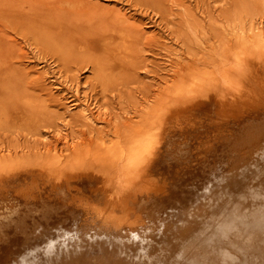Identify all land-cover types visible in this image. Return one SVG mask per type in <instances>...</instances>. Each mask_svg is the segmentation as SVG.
Returning a JSON list of instances; mask_svg holds the SVG:
<instances>
[{"label": "rangeland", "instance_id": "1", "mask_svg": "<svg viewBox=\"0 0 264 264\" xmlns=\"http://www.w3.org/2000/svg\"><path fill=\"white\" fill-rule=\"evenodd\" d=\"M21 1L20 6L24 4L22 11L32 13L29 12L28 4L25 5V0H5L4 8L11 10L8 12H18L16 7ZM246 1L162 0L161 4H156L153 0H77L75 12L81 14L78 17V27L73 25L76 30L62 43L51 34V30L39 25L8 27L6 17L0 14V36H3L6 44L9 43L14 48L10 55L0 57V156L13 158L9 161V166L6 164L7 168L0 170V257L11 247L27 242L28 246L32 243L31 245L37 247L33 252L36 254L40 251V258L46 261L45 264H49L48 260L52 259V263L56 260L55 251H60L63 255L71 252L77 261L82 257L74 264H100L96 259L104 255L103 250L98 248L99 244L103 245L100 243L103 241L88 242V239H94V236L87 232V226L101 231V225L104 224L103 232L107 228L119 229L127 234L126 237L135 233L132 235L133 239L141 233L139 241L144 236L146 239L157 234L158 238L149 242L138 241L134 247L136 254L132 257L135 262L139 257L147 259L154 250L156 259L166 252L162 249L167 250L177 236L179 238L180 234L189 230L192 214L193 218L197 216L195 220H203L205 211L210 210L209 196L217 197L220 194L217 191L219 186H225L226 183L235 184L231 185L230 189L236 187L235 190L239 193L241 189L246 188V181L252 182L250 178H253V181H256L257 177L264 178V146L260 144L264 138V59L254 56L253 61L257 59V63H254L239 51L242 48L239 45V37L241 40L247 37L244 31L246 33L253 28L254 32L264 34V0H248L249 4ZM5 3L9 6L8 9ZM85 6H88L89 10ZM20 17L22 16L19 12L18 19ZM106 43L112 45L109 44L110 52L107 49L106 53L119 64L108 73L99 72L100 77L97 76L99 73L93 65L91 66L90 60L105 57L103 50L108 47ZM225 45L232 48L227 62L230 63L228 73L222 71L220 66L216 71L215 61L211 63L213 60L206 57L212 53L210 47L216 50L218 46ZM260 50L264 51L263 48ZM205 58L209 64L206 62L201 65L200 62ZM214 59L218 58L215 56ZM231 61L235 67H232ZM188 62L196 63L200 70L204 68L211 78L216 75L212 78L214 80L211 79L215 84L213 82L212 85L210 80L206 86L203 83L199 85L200 79L195 78L197 82L194 80L191 85L197 84L196 89L186 85L188 87L184 93L169 100V110L161 112L163 119L164 116L166 118L164 122L167 125L168 137L160 147L155 145V149L160 152L157 151L153 158L147 157L149 165L139 163L128 173H122L120 168L124 160L119 163V154L116 159L110 157L111 161L102 165L92 162L89 173L86 170L71 173L72 178L69 180L68 171L73 165L64 164L68 160L69 152H66L63 147L65 145L60 142L61 137H68V144L73 145L80 137H94L96 130L105 129L104 126H84L83 130V123H77L80 107L75 108L74 102L82 105V109L91 110L90 113L98 109L113 118L117 116L118 122L125 118L136 119L135 115L139 114L145 104L143 97H150L156 90L164 89L171 83V65L181 63L184 67ZM238 62H241V65ZM101 66H108V63ZM239 67L240 73L235 72L238 73L235 75L234 71ZM228 74L229 77L225 79L224 76L227 77ZM75 99H78L77 102ZM20 118L24 119V122ZM48 149L51 150L49 157L45 156ZM93 166L96 168L94 172L98 173L93 172ZM251 171L254 172L249 173ZM246 172L248 177L243 175ZM62 174L67 176L66 182L61 179ZM81 174L86 178L82 180ZM88 174L93 181L87 180ZM219 176L222 178H218ZM242 176L246 177L242 179ZM78 179L83 183L86 179L90 183L91 187H86L91 189L90 194L87 193L88 189L78 187L79 190L73 188L78 192L72 195L69 189L65 188L67 184L73 183L72 180L76 182ZM124 179H128L129 185L131 181L135 188L129 189L132 185L124 187L127 182ZM79 180L77 182H81ZM117 180V183L113 182ZM196 183L200 189L196 188ZM135 184L139 188L136 189ZM248 185L247 187L250 186ZM119 187H123V190ZM167 187L168 193L173 192L169 197L173 198V201L177 199L175 205L179 211L177 207L171 210L175 215H170V210L167 212L163 209V205H167L168 196L161 205L158 203L153 206L150 203L154 193L158 197L156 200L164 197L161 190L164 188L167 191ZM193 187L198 192L193 190ZM175 188L179 190L178 193ZM227 188L223 190L224 193L229 190V187ZM211 189H214V192ZM137 191L138 195L146 199L144 202L147 209H144L142 204L136 208L130 200L122 205L120 197H127ZM188 195L191 201L187 198ZM19 201L26 202L23 205L28 204L29 207L40 204V207L35 209L33 205L30 213H35L40 208L47 210L35 213L41 218H31L30 215L25 217V210L20 211L17 208ZM187 202L188 206L183 207ZM192 205L195 206L193 211L190 210ZM186 208L189 217L183 215ZM11 211L13 213H10ZM176 212H182V216ZM42 214L51 216L42 217ZM164 218L168 223L163 222ZM135 222H138L137 227L133 224ZM155 225H161L164 229L160 232ZM123 244L125 243L122 242L121 245ZM52 251L54 252L51 254ZM117 257L114 256L116 259L121 258ZM157 263L161 264L159 261Z\"/></svg>", "mask_w": 264, "mask_h": 264}, {"label": "bare ground", "instance_id": "2", "mask_svg": "<svg viewBox=\"0 0 264 264\" xmlns=\"http://www.w3.org/2000/svg\"><path fill=\"white\" fill-rule=\"evenodd\" d=\"M25 1L27 2L25 5L28 4L27 6L29 7V12L32 11V13H27V12L22 11L21 7L24 8V6H23L24 4L20 6V3H22V1L19 2L18 4L16 3L17 7L16 6L15 7L18 9L17 10L18 12H16V10H12V12H8V11H11V10L8 9L9 6L5 3L7 5L6 9H8V10H5V8H4L5 0H0V14L4 15L6 17V19H7V23L8 24L6 26L11 27V28H14V27L18 28V27H21L23 25H31V24L32 25H36V26L39 25V26H41L43 28H46L47 30H51V34H53V36H55V38L57 40H59L60 43H62V41H67V39L70 37V33L74 32L76 30V29H74L73 25L75 27H78V24H77L78 21H79L78 17L81 14L79 15V14H77L75 12V7L77 5V0H43V1H41V0H25ZM153 2L156 3V4H157V2L158 3L160 2V4H161L162 0H160V1L153 0ZM247 2H248V0L246 1V3ZM247 4H249V3H247ZM85 5H87V4H85ZM244 5H245V3H244ZM163 6H164V4H163ZM260 6H263V5L260 4ZM156 7H158V6L156 5ZM85 8H87V10H89L88 6H85ZM19 12H20L22 17H20L18 19ZM242 31H241V33H242ZM241 33L240 32L238 33L239 36H240ZM243 33H244V35L247 36L246 38L243 37V35H242L243 38L241 40V37L238 36L239 39H240V42H239L240 44L239 45L242 47V48L240 47L241 49L239 50L241 52V55H244V57H246V58H250V60L252 59V61H253V57L254 56H255V58L263 57V59H264V54H263L264 51L260 50L261 48L264 49V34L254 32L253 28H250L248 30V32H246L247 34L245 33V31ZM125 35H126V33H125ZM222 37H224V35H222ZM60 43H58V45H60ZM109 44H107V46H108V47L106 46L107 48L105 47L106 50H103L104 53H105V54L103 53L105 55V57H100V60L92 59L94 62L90 60V63H92L91 66L93 65L92 67L94 69H96V72H98V73L101 72V74L108 73L109 71H111V69L116 68V65L118 66V64H119L114 59H111L109 57L108 52L106 53L107 49L110 52L109 46L111 44L110 45ZM220 44L222 45V43H220ZM120 45H122V44H120ZM223 46H224V43H223ZM223 46H221V47L218 46V48L216 50L215 49L213 50L210 47L212 53H209L208 54L209 56H206V55L205 56L210 58L209 60H213L211 63H213L215 61V64L217 66V70L216 71H218V67L220 66V67H222V71H226V73H228V71L230 69V68L228 69V65L230 63L228 64L227 62L229 60L228 57L231 54L232 48L228 47L226 45H225L226 48L223 47ZM80 47H81V45H80ZM216 47L217 46L215 45V48ZM235 47H237V46H235ZM127 48H129L128 45H127ZM102 49H104V48H102ZM127 50H129V49H127ZM11 52H14L13 45H9V43L6 44V42H4L3 36H2L0 38V57L5 56V55H10ZM238 55H239V53H238ZM88 56H89V54H88ZM215 56L218 58L217 60L214 59ZM207 60L208 59H206V58L203 59L202 62H200L201 65H202V63H204L203 65H205ZM256 60H255V62L257 63ZM106 62L108 63V66H101V64L105 65ZM189 62L186 63L184 67L181 65V63L178 64L179 62L177 63V65H171V67H173V75H172L171 83L168 84L164 89L156 90L152 94V96H150V97H148V95H146V96L144 95L145 97H143V98H145V101H144L145 104L142 105L141 110L139 111V114L135 115L136 119H132V118H128L127 119V118H125V119H122V122L121 121L118 122L117 116H114V118H113L108 113L101 112L98 109H96L93 113H90L91 110L88 111L86 108L82 109L81 108L82 105H79L78 103H77L78 104L77 105L74 102L73 105H74L75 108H79L80 107L79 112H78V118H77L79 121L77 120V123L78 122L83 123V128H82L83 130L85 128L84 126H90V127L93 126V127H96V128L97 127L100 128V127L104 126L105 129H102L101 131L100 130L99 131H97V130L95 131L93 129L95 131V136L94 137L91 136V135H90V137H88L87 135H84L82 138L80 137L79 140L77 139L75 141V139H74L75 142H74L73 145L72 144H68V137H61V139H60L61 141L60 142H62L63 145L66 146V147L63 146L64 149L66 150V152H69L68 157H67L68 160L65 161L64 164L65 165H73L72 166L73 168L71 167V169H70V171H68V173L69 172H70L69 174L75 173V172L77 173V171L85 172V170H86L87 173H89L91 171L90 169L92 168L91 167L92 166L91 165L92 162L99 163V164L102 165V164H105L107 162H110L111 161L110 157L112 159L113 158L116 159L119 156V154H120L119 163L120 162L122 163V161L124 160V163L122 164V166L120 168L122 170V173H128L129 170L132 169V167H134V165L139 164V163L141 165L144 164V163H145V165L146 164L149 165V162H148L149 160L147 161V157L148 156H152L151 158H153L155 153L158 151V150L155 149V145L157 147H160V145L163 144L165 142V140L167 139V137H168V135L166 133V131H167L166 126L167 125L164 122V119L166 121V118L164 116V119H163V116L161 115V112H164L166 109L169 110V108H167L168 106H170V105H168L169 100L171 98H173V97H177L179 94L181 95L182 92L184 93L185 89L188 86H189V88L193 87V89H196V85L197 84L191 85V83H193L194 80L196 81L197 78L200 79V82H198L199 85L203 83L206 86L207 82H209L212 78H214V76H216V75H213L212 78H211L210 74H207L208 72L206 73L204 71V68H202V70H200V69L197 68L199 66L196 63L194 64V62L193 63L192 62L189 63ZM231 65H232V61H231ZM239 65H241V62L239 63ZM119 66H121V65H119ZM235 66L232 65V67H235ZM243 67H244V64H243ZM236 68H238V66ZM240 68L241 67H239V69L234 71L235 75L238 74V73H235V72H239L240 73ZM232 70L233 69H231V71ZM93 72H95V71L93 70ZM96 72H95V74H97ZM125 72H126V69H125ZM209 72H210V70H209ZM241 72H243L242 69H241ZM98 75L100 76V73L97 74V76ZM228 77H229V74H228L227 77L224 76L225 79H227ZM212 80H214V79H212ZM212 80L210 82H212V85H213L214 81H212ZM236 80H238V79H236ZM204 81H206V82H204ZM216 82H217V80H216ZM214 84H215V82H214ZM186 85H188V86H186ZM207 87H209V86H207ZM214 87H215V85H214ZM204 91H205V93H207L206 90H204ZM75 92H77V91H75ZM207 94H209V93H207ZM77 100H76V102H77ZM11 118H12V116H11ZM20 120H21V118H20ZM23 120H21V121H23ZM262 127H263V125H262ZM260 144L262 145V147L264 146V138H263V140H262V142ZM258 145H259V143H258ZM153 151H154V153L152 154ZM159 152L160 151H158L157 153H159ZM8 154H9V152H8ZM50 154H51V150L48 149V154H46L45 156L49 157ZM36 155H38V154H36ZM258 156H259V154H258ZM263 158H264V155H262V159ZM11 159H13V158L0 156V170H2L3 168H7L5 166H6V164L8 166H9V164H11V163H9V161ZM36 160H37V158H36ZM12 162H13V160H12ZM60 163H62V162H60ZM141 165H138V166L140 167ZM79 167H81V168H79ZM139 167H138V169H139ZM150 167L151 166H148V168H150ZM258 167H260V166H258ZM104 168H102V169H104ZM108 168H106V169H108ZM106 169H104V170H106ZM138 169H136V171H139ZM68 170H69V168H68ZM88 170H89V172H88ZM94 170H96V168L93 169V172H94ZM133 171L135 172V170H133ZM252 172H254V171H251L249 173H252ZM79 173H82V172H79ZM94 173L96 174L98 172H94ZM136 173L138 174V172H136ZM69 174H68V178H69V180H71L70 178H72V174H71V176ZM99 174H100V172H99ZM74 175L75 174H73V177H74ZM83 175H84V173H83ZM83 175L81 174L82 178L79 175V177L82 180L84 178H86V176H84V178H83ZM85 175H86V173H85ZM243 175H246L248 177L247 172L245 174L243 173ZM60 177H62L61 179L65 180L64 182H66V180H68L67 178H65L67 176L64 175V174H62ZM77 177L78 176H76V178ZM89 177L90 176L88 174L87 180L91 178V177L90 178ZM92 177H93V175H92ZM139 177H140V175H139ZM144 177H145V174H144ZM212 177L214 178V175H212ZM243 177L244 176H242L241 178L243 179ZM196 178H197V176H196ZM218 178H222V176L221 177L219 176ZM218 178H216V179H218ZM61 179H60V181H61ZM201 179H202V177H201ZM201 179H199V180L202 181ZM250 179H252V182H248L245 179V181H246L245 184L246 185H244V187H246V188L244 190L241 189V191H239V193H238V191L235 190L236 187H233V188L230 189V186L233 185L232 183L228 184V185L226 183L225 186H223L221 184L222 186H219L220 188H218V190H217V191L220 192V194L217 195V197L212 196L210 198V196H209L208 202H209V205H210V210L208 209L209 211L208 210L205 211V214L202 217L203 220L202 221L195 220V218L197 216L195 218H193L192 217L193 216V214H192L193 212H191L192 216H191L190 221H189V227H188L189 230L188 229H187V231L185 230L186 232L184 231V233H182V231H181L180 233H182V234L179 235V238L177 236V239H175L174 242H172V245H170V246L167 245L168 246L167 250L166 249H162L163 251L165 250L166 252L164 254H161L160 256H159V253H158L157 257L158 256L159 257L156 258V259H154L156 257V255H155L156 252L154 253V250H152L150 252V256L147 259L146 258H144V259L141 258L140 259V257L139 258L137 257L139 259V260H137V262H135L132 259L133 255L136 254V253L134 254V252H135L134 251V247L137 245V243L139 241L138 239H139V237L141 235L140 232H139L140 233L139 235L137 234L138 237L136 238V236H137L136 235V236H134L135 239H133L132 235H134L135 233L134 234L130 233L126 237L127 234L122 232V230L120 231L119 229L118 230H116V229L112 230V229H108L107 228V229H104V232H103L102 229L104 227V224H102L101 226H103V227L101 228V231L97 230L96 228L93 229V228H90L89 226H87V229H88L87 232L89 234L91 233V235L94 236V239L93 238L92 239L85 238V239L86 240L88 239V242H99V240L103 241V242H100L103 245L99 244L98 248L100 250H103L102 252H103L104 255L101 258H98V260L96 259V262L99 261L100 264H131V262L132 263H136V264H156L157 261H159L161 264H264V178L263 177H261V178L257 177L256 181H253V178H250ZM119 180H120V178H119ZM125 180L126 179H124V181ZM171 180L174 181L173 178ZM240 180L241 179H239V181ZM72 181H73V183H69L65 187L66 189H69V193H71L72 195H75V193L78 192V191L73 190V188L77 189L78 187H80L81 189H84L87 186H90V183L88 181H86V179L84 181L85 183H83L81 180H79L81 182H77V181L75 182L74 180H72ZM91 181H93V180H91ZM101 181L103 182V180H101ZM126 181H125L126 184L129 183L128 179ZM142 181H143V178H142ZM179 181H181V180H179ZM185 181H186V179H185ZM194 181H198V180L194 179ZM220 181H222V179ZM64 182H63V184H64ZM104 182H106V181H104ZM109 182H111V181H109ZM113 182L117 183L118 180L117 181H113ZM125 182H123V183H125ZM213 182H215V181H213ZM167 183H169V182H167ZM207 183H209L208 180H207ZM58 184L60 185V183H58ZM118 184H117V186H118ZM130 184L132 186L127 184L126 186L124 185V187L131 186V188L129 187V189L133 190L132 187H134V186L131 183V181H130ZM197 184L198 183H196V185H195L196 188L200 189L197 186ZM204 184L206 185V183H204ZM65 185L66 184H64V186ZM93 185H94V183H93ZM140 185H141V182H140ZM240 185H241V182H240ZM242 185H243V183H242ZM247 185L249 187H247ZM233 186H235V184ZM95 187H96V185H95ZM137 187L138 186L136 185V189H137ZM178 187H180V186H178ZM178 187H177V189H178ZM227 187H229L230 191L228 190L227 193H224L223 190L224 189H228ZM80 188H78V190ZM122 188L123 187H121L120 190ZM210 188H212V187H210ZM86 189H88V192H87V190H85V193L86 192L89 193L90 192L89 191L90 188L88 187ZM177 189L175 191L176 193H178V191H179ZM208 189H206L207 192L209 191ZM166 190L167 191H165L164 188L161 190L162 194L164 196V197H159L161 199H157L156 200L157 196H155L156 193H154V196H152V198L150 197L152 199V201L150 203L153 206L158 204V203L160 204L162 201L166 200L167 196L169 197L170 194L173 195V192L172 193L171 192L168 193V187H167ZM193 190H196L195 187H193ZM193 190H192V192H193ZM213 190L211 189L212 192H214ZM134 191H135V189H134ZM201 191H202V189H201ZM201 191H199V192H201ZM203 191H205V190H203ZM118 192H119V190H118ZM185 192L186 191H184L183 194ZM162 194H160V195H162ZM195 194H196V192H195ZM174 195H176V194H174ZM213 195H214V193H213ZM121 196H123V194ZM184 196L186 197L185 194H184ZM84 197H88V196H84ZM90 197L92 199V194L90 195ZM178 197L180 198V196H177V198ZM37 198H38V196H37ZM120 198L122 199V205H124L125 201L127 202L128 200H130L136 205L135 206L136 208H138L139 206L141 207L142 205H144L145 206L144 209H147V205L144 202L145 198H143V196L138 195V191H137V193L133 192L131 195H129L127 197L125 196L123 198L122 197H120ZM162 198H164V199H162ZM187 198L190 199L189 195H188ZM197 200H202V199H198L197 198ZM203 200H205V199H203ZM36 201L34 203H36ZM141 201L144 202V204ZM167 201H168V202H166L167 205L165 206V204H164L163 205V209H164V211L168 212V210H170V212H171V210L174 207H177V205H175V202L177 201V199H176V201L175 200L173 201V198L169 197V198H167ZM190 201H191V199H190ZM120 202H121V200H120ZM193 202H192V204H194ZM200 202L201 201H199V205L201 204ZM18 203H17L18 204L17 208H19L18 210H20V211L25 210L24 214L27 213L25 217H28L30 215L31 218H35V217H38L35 214L36 212L43 213L45 210H47V209H44V208H40L38 211H35V213H30L31 210H33L32 209L33 205L35 206V207H33L35 209L37 207H40V204H38V205L37 204H33L32 206L29 207L28 204L23 205L26 202L24 203L23 201H21V202L19 201ZM184 203H186V202H184ZM46 204H45V206H47ZM125 204L128 205V203H125ZM182 204L180 203V205H182ZM120 205H121V203H120ZM49 206H50V204H49ZM186 206H188V202L183 207H186ZM193 206L194 205H192V207H190V210H192V211H193V208L195 207V206L194 207ZM183 207H182V209H183ZM156 208H158V207H156ZM202 208H200V211H201ZM177 209H178V207H177ZM53 210H55V207L53 208ZM178 211H179V209H178ZM184 211L186 213L188 211L187 208ZM170 212H169V214L171 215L172 212L171 213ZM10 213H13V212L11 211ZM176 213H178V212H176ZM180 213H182V212H179L178 214H180ZM185 213L183 215H186L187 217H189L187 215V213L186 214ZM164 215H166V214H164ZM172 215H175V212ZM180 215L182 216V214H180ZM46 216H51V215L42 214V217H46ZM38 218H41V217H38ZM151 219H152V217H151ZM165 219L166 218H164V220ZM165 221H163V222L164 223H168L167 221L166 222ZM172 221H174V220L172 219ZM172 221L170 220V222H172ZM27 222H29V221H27ZM182 222L183 221H181V223ZM137 223L138 222L133 223L135 225V227H137ZM149 225H150V223L148 224V226ZM155 226L158 228V231H160V232L162 231V229H164V227H161V225H155ZM183 227H184V225H182V228ZM180 229L178 228V230H180ZM33 231H34V229H33ZM47 232L49 233V231H47ZM169 232H171V231H169ZM41 233H43V231ZM177 234L178 233H176V235ZM142 235H144V234H142ZM97 237H99V238H97ZM155 238H158L157 234L155 236L154 235H150L148 238L146 237L147 240L145 239V236H144V237L141 238V241H139V242L140 243H142L144 241L149 242V241H151V240H153ZM13 239L14 238H12V241H13ZM39 240H40V238H39ZM122 242L125 243V244H123V246H125V247H123L121 245ZM31 244L32 243H30V246H28L29 244L27 242H21V243H19V246H16V247H11V246H14V245H10L11 248L6 251L7 253L4 254L2 257H0V264H45L46 261H44L42 258H40V251L36 252V254H35L33 251L37 247L35 248V246H33ZM40 249H41V247H40ZM49 252H47V253H49ZM53 252L54 251H52L51 254ZM44 253H46V252H44ZM55 254H56V260L53 263H52V259L48 260L47 262L49 264H74V262H78V261H80L82 259V257H81L77 261V258L72 256L71 252H69L68 255H63V254L60 253V251H55ZM111 256H113V258H111ZM114 256H116V258H118L117 256H119L121 258L116 259V258H114ZM71 259H72V261H71Z\"/></svg>", "mask_w": 264, "mask_h": 264}]
</instances>
